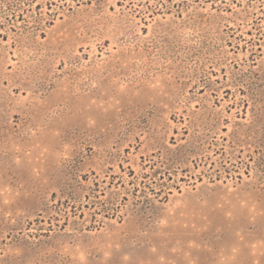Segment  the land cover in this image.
I'll use <instances>...</instances> for the list:
<instances>
[{
    "label": "rangeland",
    "instance_id": "1",
    "mask_svg": "<svg viewBox=\"0 0 264 264\" xmlns=\"http://www.w3.org/2000/svg\"><path fill=\"white\" fill-rule=\"evenodd\" d=\"M0 264H264V0H0Z\"/></svg>",
    "mask_w": 264,
    "mask_h": 264
}]
</instances>
